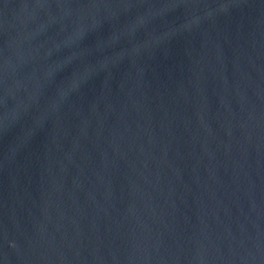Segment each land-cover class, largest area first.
<instances>
[{
    "label": "water",
    "instance_id": "obj_1",
    "mask_svg": "<svg viewBox=\"0 0 264 264\" xmlns=\"http://www.w3.org/2000/svg\"><path fill=\"white\" fill-rule=\"evenodd\" d=\"M0 264H264V0H0Z\"/></svg>",
    "mask_w": 264,
    "mask_h": 264
}]
</instances>
